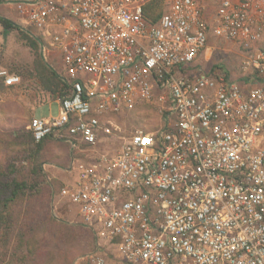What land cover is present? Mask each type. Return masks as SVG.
<instances>
[{
	"label": "built area",
	"instance_id": "1",
	"mask_svg": "<svg viewBox=\"0 0 264 264\" xmlns=\"http://www.w3.org/2000/svg\"><path fill=\"white\" fill-rule=\"evenodd\" d=\"M151 1L163 5L154 21L144 14ZM0 3L13 7L61 80L57 113L28 128L35 141L68 143L72 178L58 196L98 243L116 247L126 264H264V81L193 68L211 28L253 50L249 63L264 71L255 45L264 0ZM20 83L0 58V84ZM156 100L155 131L136 129L89 161L77 156L119 129L106 115Z\"/></svg>",
	"mask_w": 264,
	"mask_h": 264
},
{
	"label": "rangeland",
	"instance_id": "2",
	"mask_svg": "<svg viewBox=\"0 0 264 264\" xmlns=\"http://www.w3.org/2000/svg\"><path fill=\"white\" fill-rule=\"evenodd\" d=\"M14 12L13 7L0 3V16L15 22L27 34L28 31L23 30L25 23L16 22ZM262 29L263 34L255 43L257 47L264 46V22ZM207 34V46L195 60L194 69L219 72L246 85L264 81V71L249 63L253 50L236 40L216 35L211 28ZM0 58L5 66L21 76V84L17 86L4 87L0 84V170L7 171L9 164H14L18 169L16 176L27 178V182L31 183L30 170L34 159L27 156V151L18 148L17 142L21 141L18 134L29 130L28 124L34 117L32 113L36 116L57 113L55 101L49 107L42 103L34 108V103L43 101L47 94L57 97L61 84L52 93L43 88L33 74H27L35 56L16 29L6 33L0 31ZM48 60L59 72L63 71L51 53H48ZM26 99L31 101V105L24 103ZM160 108L161 104L156 100L137 104L129 111L106 115L119 129L77 156L88 161L97 152L117 149L123 138L136 129L155 131L162 122ZM50 139L49 151L53 154L49 155V146L45 148L43 143L39 164L46 165L44 168L51 179L38 182V193H26L14 205L11 236L6 243L1 242L0 236V264H79L77 260L91 253L100 254L104 264H126L119 257L116 247L98 243L94 231L82 223L76 208L58 196L60 187L72 178L65 170L71 161L72 151L65 141ZM49 169L54 172H49ZM19 234L22 236L21 243Z\"/></svg>",
	"mask_w": 264,
	"mask_h": 264
},
{
	"label": "trees",
	"instance_id": "3",
	"mask_svg": "<svg viewBox=\"0 0 264 264\" xmlns=\"http://www.w3.org/2000/svg\"><path fill=\"white\" fill-rule=\"evenodd\" d=\"M162 9L163 5L160 1H151L144 6V14L149 20L154 21L162 13ZM0 24L4 33L10 31L11 29L18 30L21 38L25 41V44L32 49L35 59L32 62V66L27 74H33L39 80L43 88L52 93L56 92L61 84V80L59 79L57 72L44 62L39 52L38 42L30 35H27L28 33L26 34L22 32V28L8 18L0 16ZM261 48L264 49V46H261ZM11 71L13 70L11 69ZM144 131L148 130L145 129ZM25 132V134L23 133L24 135L21 134V132L18 134L21 141H18L17 145L19 149L27 151L26 153L28 157H32L34 159L32 169L30 170L33 181L28 183L27 178H18V176H16L18 169L14 164H9L7 171L0 170V236L2 238V243H6L8 241V238H10L13 230L14 205L26 193H38L40 188L37 187V183L45 181L46 178L43 165L40 166L39 164V156L42 151L41 145L44 143V139H47L48 137H45L40 141H35L30 129H25ZM21 237V234H19L18 238L20 239V243Z\"/></svg>",
	"mask_w": 264,
	"mask_h": 264
},
{
	"label": "crops",
	"instance_id": "4",
	"mask_svg": "<svg viewBox=\"0 0 264 264\" xmlns=\"http://www.w3.org/2000/svg\"><path fill=\"white\" fill-rule=\"evenodd\" d=\"M0 31L2 30V26H1V24H0ZM21 84V83H20ZM17 86V85H16ZM4 87H6V86H4ZM14 87V86H13ZM52 101H55L56 103H57V97H51V96H49V94H47V96H45L44 98H43V101H41V100H39L38 102H41V103H34V105H35V107L34 108H38V106L40 105V104H44V103H46L47 104V106L49 107L50 106V103L52 102ZM25 104L27 103V104H30L31 105V101L30 100H25V102H24ZM57 107H58V103H57ZM32 115L34 116V117H37L34 113H32ZM48 115V114H47ZM43 116H46V115H43ZM51 139L50 138H47V139H44V145H45V148H47L48 146H49V149L47 150V152H49L50 154L49 155H51V154H53V152L52 151H49V150H51L50 148H51ZM90 160V158L88 159V161ZM46 164V163H45ZM46 166V165H45ZM44 166V167H45ZM48 166H49V164H48ZM51 168L53 169L54 167L53 166H51ZM44 170H45V168H44ZM49 172H51V173H53L54 172V170H51L50 171V169H49ZM45 173H46V170H45ZM46 178L49 180V179H51V177H49V174H47L46 173Z\"/></svg>",
	"mask_w": 264,
	"mask_h": 264
}]
</instances>
